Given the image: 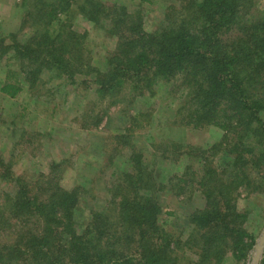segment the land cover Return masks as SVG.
<instances>
[{
	"label": "rangeland",
	"instance_id": "1",
	"mask_svg": "<svg viewBox=\"0 0 264 264\" xmlns=\"http://www.w3.org/2000/svg\"><path fill=\"white\" fill-rule=\"evenodd\" d=\"M65 1L43 0L42 6L33 9V0H0V38H3L2 44L6 47L4 49L0 44V86L7 70L20 77L21 81L25 77L24 70L28 65L11 58L16 53L14 44L19 42L25 45L34 35L46 37L51 29L38 27L41 19L37 17V24L34 18L29 17L21 22L22 8L24 13L29 10L37 14L52 4L59 8L53 28L61 24L65 30L63 36L66 31L77 35L76 44L62 41L63 45H74V71L84 64L105 71L107 56L126 46L127 40L133 38L123 27H119L118 35H114L110 29L94 25L82 17L77 12V6L83 0H70L71 10L65 9ZM98 1L107 6L124 3V0ZM240 1L247 2L243 12V21L247 26L250 20L264 13V0ZM187 2L135 0L125 4L130 11L137 12H133L134 16L141 15V30L145 35L140 36L151 41L155 39V31L164 22L165 16L179 12L181 5ZM170 6L175 8L171 10ZM235 37L233 31L227 35L230 40ZM37 45L32 42L31 46L35 48ZM199 68L198 62L191 61L188 65L183 64L180 72L176 71L166 79L165 76H153L149 71L142 74L145 76L141 75L142 91L135 90L134 82L128 77L130 79L117 89L116 94L108 93L102 99H98L102 95H97L96 85L85 82L89 77L77 72L76 85L66 87V80L62 76L43 71L34 84L31 85L30 81L22 83L23 91L15 98H9L0 91V264H49L53 261L60 264L74 261L79 251L75 249L77 246H73L72 239L63 231L48 232L46 228L54 229L55 225L45 215L37 217L35 213L28 212L24 199L45 205L50 199L58 201L61 192H72L71 195L76 196V204L71 211V230L78 239L85 237L83 234L87 229H92L93 212L100 213L106 208L104 200L109 202L107 188L116 181L124 190H128V197L135 195V186L140 187V193L147 194L148 202L156 203L160 208L162 213L158 221L175 245L170 253L172 264H223L225 261L219 256L226 254L221 251L227 236L223 235V230L215 226L198 228L188 221L191 213L203 209L206 203L202 190H197L207 163L197 157L201 154L208 157L213 167L222 164L218 170L219 187L214 191L219 205H212L221 207L226 199H231L234 210L243 215L236 218L235 225L254 236L258 245L262 242V252L264 153L260 149L264 148V134L254 138L256 157L252 156L254 159L246 167L247 173L250 169L252 171L246 184L232 191L233 187L227 185L225 174L230 168L229 163L219 160L218 156H224L226 145H235L234 141L237 140L234 133L222 131L219 134L203 120L196 126L181 120L179 111L187 104L191 93L203 86ZM262 73L263 63L253 77H259ZM151 77L153 80L147 85ZM247 84L252 94L260 90L257 85L254 89L255 82L251 78H247ZM149 86H153L152 89L147 88ZM198 93L200 95L202 91ZM189 105L188 109H191L192 104ZM259 117L264 121V111L259 113ZM250 140L245 137L240 142L246 145ZM249 149L239 146L232 153L230 162L235 157L247 156L246 150ZM136 157L143 162L136 161ZM258 158L262 159L255 164ZM7 170L12 172V177L6 175ZM142 170L144 176L149 174L132 188L129 182L132 178L127 175H138ZM243 173L246 175V172ZM225 183L228 186L226 193L220 187ZM22 186H26V190L20 191ZM109 205L112 204L109 202ZM62 213L58 210L57 215L61 216ZM106 216L110 222L108 232L116 230L120 224L114 207L112 211H106ZM103 222L107 224V220ZM40 234L46 235L45 249H30L28 244ZM26 246L29 250L24 253ZM90 252L94 254L92 249ZM255 255L256 252H251L249 264H256ZM131 264H135L134 259Z\"/></svg>",
	"mask_w": 264,
	"mask_h": 264
},
{
	"label": "trees",
	"instance_id": "2",
	"mask_svg": "<svg viewBox=\"0 0 264 264\" xmlns=\"http://www.w3.org/2000/svg\"><path fill=\"white\" fill-rule=\"evenodd\" d=\"M33 1V9L44 3L43 0ZM71 1H65V9L71 10ZM132 1L135 0H124L122 5L107 6L98 0H83V3L77 6V12L94 25H102L110 29L114 35H118L116 33L119 31V27H123L133 35V38L127 40L126 46L119 47L116 52L107 56L106 70L103 72L88 64H84L82 68H77L74 71L72 68L74 45L71 47L67 44L63 45L62 41L66 40L71 44L74 42L76 44L78 43L77 35L66 31V35L63 36L65 30L61 24L59 27L53 28V23L58 18L57 10L59 8L56 5L52 4L48 9L42 10L38 14L30 13L29 10L24 13L22 8L21 22H25V19L29 17L34 18V22L37 24V17V19H41L38 27L51 29L47 32L46 37L45 35L41 37L34 35L25 45L14 42L13 48L16 49V53L12 54L11 58L13 61H22L28 65V68L24 70L25 77L21 76L22 81L11 70H7L0 91L9 98H15L23 91L22 83L30 81L31 85L34 84L38 75L43 71L55 72L58 77L62 76L66 80L64 81L66 87L76 85L75 73L77 72L89 77L85 82L89 81L95 84L97 95H102L98 99H102L108 93L116 94L117 89L121 88L127 79H132L135 90L142 91V74H147L150 71L151 75L165 76L164 79H166V77L174 75L176 71L180 72L183 64L188 65L191 61L198 62L203 86L197 87V91L191 93L187 104L185 102V105H181V107L184 105L179 111L182 114L181 120L192 126L201 124L203 120L219 134L222 131L234 133V138L237 140L234 141L235 145H226L224 156H218V158L229 163L230 168L225 174L227 185L231 184L233 187L232 191L244 186L252 172L250 169L247 173L246 167L254 159L252 156L256 157L254 138L261 133L264 134V121L259 117V113L264 111V73L259 77H253L260 70V65L264 64V13L258 15L256 19L250 20L247 26L243 21L247 2L242 3L240 0H187V3L181 5L182 9L179 12L165 16L164 22L155 31V39L147 41L142 39L145 34L141 30L143 23L141 15L134 16L133 12H137L130 11L125 4L132 3ZM139 1L145 2L146 0ZM174 8L170 6L171 10ZM238 24L240 26H237ZM246 28L251 29L248 31L245 30ZM232 31L236 37L230 40L227 35ZM223 37L226 38L223 39ZM3 41V38H0L1 47L5 49ZM32 42L34 45H38L33 48ZM45 52L47 55H42ZM43 68L45 69L43 70ZM247 78H251L255 82L254 89L256 85L259 87L260 90L255 94L249 92ZM152 80V77L148 79L147 85H150ZM152 87L147 88L152 89ZM199 91H202L200 95H198ZM189 104H192L191 109H188ZM245 137L251 139L250 143L246 145L244 142H240ZM251 145L254 146V149ZM239 146L250 148L246 150L247 156H240L238 159L235 157L230 162L232 153ZM260 151L264 153V148L262 147ZM197 157L201 162H207L203 169V178L198 182L197 188V190H202L206 203L203 209L192 212L188 221L198 228L215 226L223 230V235H227L224 240L225 247L220 249L226 254H219L226 262L223 264H249L248 259L251 252H257L259 245L254 236L235 225L237 224L236 218L243 217V215L234 210L231 199H226L221 207L212 205L213 203L219 205V202L215 200L214 191L219 187L218 170L222 164L213 167L207 156L201 154ZM136 158L139 163L143 162L140 157ZM261 159L258 158L254 163L256 164ZM243 172H246V175ZM6 175L12 177V172L7 170ZM145 176L143 170L138 175H127L132 178L129 181L132 188L135 183L143 182ZM227 185L225 183L220 186L225 193L228 189ZM24 188L26 190V186H22L20 191ZM107 191L106 196L109 197L108 201L112 205H109L105 199L107 206L102 210L103 212H93L92 229H87L83 234L85 237L80 236L78 239H75V232L71 230L73 213L71 211L76 204V196L71 195L72 192H61L62 195L57 198L58 201L50 199L45 205L25 199L24 202H26L28 212L35 213L34 216L37 217L45 215L44 217L55 225L54 229L47 227L48 232L63 231L62 233H67V236L72 239L73 246H77L75 249L79 253L75 256L74 261L61 262L60 264H131L133 259L135 264H172L170 253L174 251L175 245L158 221L162 212L157 204L148 202L147 194L140 193L138 186H135V195L128 197L126 195L128 190H124L119 181L112 183ZM223 196L225 198L224 193ZM113 207L120 226H117L116 230L108 232L110 222L107 216L105 217V213L107 210L112 211ZM58 210L63 212L61 216L57 215ZM224 218L230 220L226 221ZM106 220L107 224L103 222ZM43 235L40 234L31 240L32 242L28 244L30 249L37 247L45 249L46 235ZM90 249L94 251V254H91ZM28 250L26 246L24 253H27ZM89 257H91L90 262H88ZM52 263L57 264L55 261ZM52 263L49 262V264ZM256 264H264V249L259 253Z\"/></svg>",
	"mask_w": 264,
	"mask_h": 264
},
{
	"label": "water",
	"instance_id": "3",
	"mask_svg": "<svg viewBox=\"0 0 264 264\" xmlns=\"http://www.w3.org/2000/svg\"><path fill=\"white\" fill-rule=\"evenodd\" d=\"M261 249H262V243L259 244V247L257 249L256 255H255V263L257 262L259 253L261 252Z\"/></svg>",
	"mask_w": 264,
	"mask_h": 264
}]
</instances>
